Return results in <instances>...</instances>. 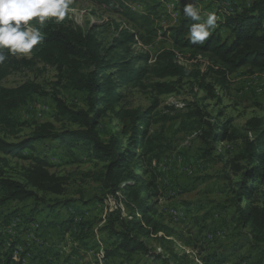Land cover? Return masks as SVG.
I'll return each instance as SVG.
<instances>
[{
  "label": "rangeland",
  "instance_id": "rangeland-1",
  "mask_svg": "<svg viewBox=\"0 0 264 264\" xmlns=\"http://www.w3.org/2000/svg\"><path fill=\"white\" fill-rule=\"evenodd\" d=\"M124 1L140 15H148L151 22L142 18L130 21L89 0H71L69 12L60 21L83 31L94 27L104 48L113 45L120 29L136 31L144 46L133 43V53L148 54L149 67L156 65L160 52L174 49L180 63L190 69L200 66L206 73L205 79L200 75L178 79L159 78L151 72L142 84L120 89L123 98L116 110L146 111L149 116V150L144 154L138 148L137 159L130 165L143 180L155 178L152 193H143L148 208L136 216L143 225L138 237L147 249L130 257L106 256L119 241L110 232V213L121 208L128 216L127 198L120 191L116 198L103 187L101 176L106 162L94 159L83 144L70 151L56 140L42 139L35 142V150L26 149L24 153L47 160L49 172L59 179L63 190L54 194L30 186L37 198L0 203V231L10 233L8 243L15 241L16 250L11 252L13 255L16 251V260L12 264H22V259L23 264H264V241L255 237L251 225H244L238 218L235 193L240 176L236 168L244 163L240 158L244 140L255 137L247 123L253 118L264 119V70L242 67L222 86L216 73L207 69L211 61L191 59V49L173 47L168 29L186 17L183 8L187 4L199 8L202 23L214 9L218 13L224 10V15L225 10L230 11L223 0ZM239 1L242 7L249 6L248 0ZM221 34L225 38L230 32L222 28ZM119 53L125 51L119 49ZM59 79L55 66L38 62L0 80L4 87L32 81L45 91L15 111L21 125L13 131L0 127V137L19 142L45 122H52L57 131L78 128L57 118L54 96L72 107L84 108L85 94L70 89L64 81L59 83ZM158 81L174 82L176 89L159 94L152 86ZM129 125V118L108 111L99 118L98 133L104 142L120 134L126 144ZM221 126L227 129L228 138L220 136L214 142L211 134L221 132ZM31 165L32 159L0 152V176L25 181ZM138 167H145L147 172L142 173ZM2 194L0 189V199ZM242 205L264 207V184L256 190L254 199ZM70 211L74 212L73 222ZM14 214L35 217L39 227L31 223L29 232L24 231L23 222L13 219ZM10 217L13 220L7 223ZM114 228L120 230V224ZM24 251L29 253L21 258Z\"/></svg>",
  "mask_w": 264,
  "mask_h": 264
},
{
  "label": "trees",
  "instance_id": "trees-1",
  "mask_svg": "<svg viewBox=\"0 0 264 264\" xmlns=\"http://www.w3.org/2000/svg\"><path fill=\"white\" fill-rule=\"evenodd\" d=\"M89 1L104 6L108 11L130 21L142 18L151 22L148 15H140L124 0ZM222 2L229 6L230 11L225 10L223 22L219 20V27L212 31L203 44L190 42L189 28L192 24L200 22L188 17L182 18L176 26L170 27L168 33L174 48H189L193 51L191 59L203 57L208 62L211 61L207 69L215 72L217 82L224 86L228 76L242 67L264 70V0H248V7H242L239 0ZM29 25L39 29L43 40L34 46L29 56L11 55L8 49H4L8 58L0 64V80L21 68L33 67L38 62L55 66L59 71V83L64 81L70 89L84 93L86 107H72L55 94L57 118L76 124L78 128L57 131L52 122H45L37 125L31 136L19 142H10L0 137L1 153L33 161V165L25 173V181L0 176V189L3 193L0 203L37 198V193L30 189V186L44 192L60 194L63 190L62 185L58 182L59 179L49 172V162L37 156L26 155L24 151L35 150V142L42 139L56 140L70 151L81 143L94 159L106 162L105 172L101 176L103 187L110 190L116 198L117 192H122L128 200L130 210L128 216L123 215L121 208L110 213V224L113 225L110 232L114 233L119 241L106 256L130 257L138 251H146L145 242L138 237V230L142 229L143 225L136 216L147 210L148 204L143 193L149 190L152 193L155 178L143 180L142 175H138L136 169H131L130 165L137 159L138 148L141 147L144 154L149 150L152 141L148 135L149 116L146 111L116 110V106L123 98L120 89L142 84L151 72L159 78L178 79L198 75L205 79L206 73L200 69L198 63H192L198 66L194 69L180 63L174 49L160 52L156 65L149 67L148 54L133 53L131 46L133 43L136 44L135 38L138 36L136 31L130 33L120 29L119 34L113 38V45L104 48L94 27L83 31L65 26L56 18H48L43 24L39 23L38 18H33ZM222 28L229 30L228 37L222 36ZM119 49L127 54L119 53ZM152 86L159 94L171 93L176 89L174 82L158 81ZM43 94L45 91L42 86L32 81L16 87L0 86V127L12 131L18 128L21 123L15 117V111L28 104L34 95ZM108 111L120 118L130 119V130L128 133L125 131L128 135L126 144L120 134L112 135L107 142L100 138L99 118ZM247 124L255 132V137L244 140V148L240 154L244 163L236 168V172L240 174L235 189L236 212L244 225L252 226L255 237L264 241V207L242 205L245 200L254 199L256 190L264 184V119L253 118ZM220 130L221 132H212L214 142H217L220 136L222 139L228 138L225 126H221ZM138 170L142 173L147 172L145 167H138ZM63 205L66 208L70 207L69 203ZM70 212V220L73 222L74 212ZM23 218L16 214L13 219L18 220V223L23 222L24 231L29 232L31 223H35L36 228L39 227L40 223L36 222L35 217ZM116 224H120V230L114 228ZM153 230L156 232V227ZM9 236L10 233L0 231V264H12L15 261L13 256L16 251L12 255L16 250L15 241L8 243ZM28 253L22 252L21 258ZM23 260H20L22 264Z\"/></svg>",
  "mask_w": 264,
  "mask_h": 264
},
{
  "label": "clouds",
  "instance_id": "clouds-1",
  "mask_svg": "<svg viewBox=\"0 0 264 264\" xmlns=\"http://www.w3.org/2000/svg\"><path fill=\"white\" fill-rule=\"evenodd\" d=\"M71 0H0V64L11 55H28L34 46L43 40L39 29L29 26V21L38 18L40 24L48 18L62 20L69 12ZM184 15L199 21L200 10L189 3L183 8ZM217 17L209 13L202 23H194L189 28L192 44H203L216 28Z\"/></svg>",
  "mask_w": 264,
  "mask_h": 264
},
{
  "label": "crops",
  "instance_id": "crops-1",
  "mask_svg": "<svg viewBox=\"0 0 264 264\" xmlns=\"http://www.w3.org/2000/svg\"><path fill=\"white\" fill-rule=\"evenodd\" d=\"M215 3V2H214ZM217 3V2H216ZM213 9H214V7H213ZM223 11L224 10H221L219 13L218 12H215V9H214V13H215V15H217L216 17H217V20H221V22H223V20H224V14H223Z\"/></svg>",
  "mask_w": 264,
  "mask_h": 264
},
{
  "label": "bare ground",
  "instance_id": "bare-ground-1",
  "mask_svg": "<svg viewBox=\"0 0 264 264\" xmlns=\"http://www.w3.org/2000/svg\"><path fill=\"white\" fill-rule=\"evenodd\" d=\"M219 22H220V21L217 20L216 28L219 27ZM135 40H136V43H137L138 45L144 46V45L142 44V42L139 40L138 36H136ZM13 259L16 260L15 256H13Z\"/></svg>",
  "mask_w": 264,
  "mask_h": 264
}]
</instances>
